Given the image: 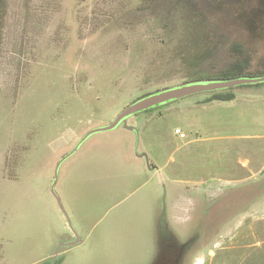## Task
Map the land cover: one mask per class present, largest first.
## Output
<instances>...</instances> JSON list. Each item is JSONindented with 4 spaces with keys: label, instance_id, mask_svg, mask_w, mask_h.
<instances>
[{
    "label": "rangeland",
    "instance_id": "rangeland-1",
    "mask_svg": "<svg viewBox=\"0 0 264 264\" xmlns=\"http://www.w3.org/2000/svg\"><path fill=\"white\" fill-rule=\"evenodd\" d=\"M240 65L264 74V0H0V264H264V82L91 135L58 170L72 227L51 192L90 129Z\"/></svg>",
    "mask_w": 264,
    "mask_h": 264
},
{
    "label": "water",
    "instance_id": "water-1",
    "mask_svg": "<svg viewBox=\"0 0 264 264\" xmlns=\"http://www.w3.org/2000/svg\"><path fill=\"white\" fill-rule=\"evenodd\" d=\"M264 82V76L258 77H238L232 79H217V80H209V79H202V80H194L190 82H183L174 86L166 87L155 91L153 93L147 94L138 98L137 100L133 101L131 104L126 106L117 116L116 118L105 126H100L96 128L90 129L84 136L77 142L74 148L64 154L59 162L55 167V180L51 186V192L57 199L61 210L63 211L64 215L67 218L69 225L72 227L70 219L65 212L60 198L55 192V186L58 181V170L61 164L71 155H73L78 148L93 134L100 133V132H107L117 128L121 124H125L127 126V119L131 116H134L138 113L144 111H150L159 106H165L171 104L173 102L201 94L207 92H217L222 90H231L237 87H241L244 85H257ZM131 131H136L135 128H128Z\"/></svg>",
    "mask_w": 264,
    "mask_h": 264
},
{
    "label": "trees",
    "instance_id": "trees-1",
    "mask_svg": "<svg viewBox=\"0 0 264 264\" xmlns=\"http://www.w3.org/2000/svg\"><path fill=\"white\" fill-rule=\"evenodd\" d=\"M237 71L235 72H225L224 74H220L221 76L218 77V79H232V78H238L244 75L242 72V66H238ZM249 75V74H248ZM224 91V90H222ZM235 98V94L233 92H228V93H220V91H217L211 98H209L208 102H213V101H231Z\"/></svg>",
    "mask_w": 264,
    "mask_h": 264
},
{
    "label": "flooded vegetation",
    "instance_id": "flooded-vegetation-1",
    "mask_svg": "<svg viewBox=\"0 0 264 264\" xmlns=\"http://www.w3.org/2000/svg\"><path fill=\"white\" fill-rule=\"evenodd\" d=\"M240 51V50H239ZM245 76H250V75H248V74H245V75H243V76H241V77H245ZM258 76H264V74L263 75H255V76H251V77H258ZM202 79H209V80H217L216 78H200V79H196V80H202ZM149 94V93H148ZM145 96V95H144ZM162 106H159V107H156V108H154V109H152V110H156V109H158V108H161ZM152 110H150V111H152ZM81 242V240H80V238H78V236H77V239L73 242V243H71V244H67V246L68 245H76V244H78V243H80ZM62 247V245H60V248ZM60 248L55 252V254H54V258H53V261H52V263L51 264H57L58 262V260H57V256H58V254H59V251H60ZM177 252V251H176ZM178 252H180L179 250H178ZM177 252V253H178ZM172 256L173 257H171V260H169V262H168V264H174L172 261L175 259L174 258V256H176V254L175 255H173L172 254ZM163 257H165V255H163ZM170 257V256H169ZM177 261V260H176ZM179 261H177V263H178ZM179 264V263H178Z\"/></svg>",
    "mask_w": 264,
    "mask_h": 264
},
{
    "label": "built area",
    "instance_id": "built-area-1",
    "mask_svg": "<svg viewBox=\"0 0 264 264\" xmlns=\"http://www.w3.org/2000/svg\"><path fill=\"white\" fill-rule=\"evenodd\" d=\"M175 132H176L177 134H180L182 137L184 136V135L181 133L180 130H176Z\"/></svg>",
    "mask_w": 264,
    "mask_h": 264
},
{
    "label": "crops",
    "instance_id": "crops-1",
    "mask_svg": "<svg viewBox=\"0 0 264 264\" xmlns=\"http://www.w3.org/2000/svg\"><path fill=\"white\" fill-rule=\"evenodd\" d=\"M129 130V129H128ZM131 131V130H130ZM134 132V131H133ZM248 215V214H247ZM246 216V215H245Z\"/></svg>",
    "mask_w": 264,
    "mask_h": 264
}]
</instances>
